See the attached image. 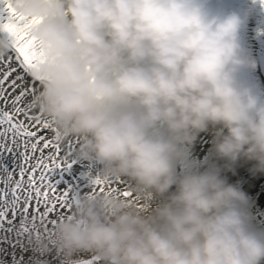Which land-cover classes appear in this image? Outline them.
Masks as SVG:
<instances>
[{"label": "clouds", "instance_id": "1", "mask_svg": "<svg viewBox=\"0 0 264 264\" xmlns=\"http://www.w3.org/2000/svg\"><path fill=\"white\" fill-rule=\"evenodd\" d=\"M7 3L39 54L34 109L73 143L89 189L30 246L62 264H262L264 228L225 173L264 174V85L251 79L264 58L247 43L253 20L264 42V0ZM12 49L0 31V57ZM202 133L207 162L193 155ZM121 181L130 196L111 190Z\"/></svg>", "mask_w": 264, "mask_h": 264}, {"label": "snow or ice", "instance_id": "2", "mask_svg": "<svg viewBox=\"0 0 264 264\" xmlns=\"http://www.w3.org/2000/svg\"><path fill=\"white\" fill-rule=\"evenodd\" d=\"M0 5V31L13 38L11 55L0 57V250L3 245L26 249L33 238H51L81 188L66 179L77 164L70 158L73 143L62 144L34 109L40 87L33 74L39 55L34 41L7 0ZM111 190L131 195L123 181ZM16 264L27 262L20 257ZM76 264H94V258Z\"/></svg>", "mask_w": 264, "mask_h": 264}, {"label": "bare ground", "instance_id": "3", "mask_svg": "<svg viewBox=\"0 0 264 264\" xmlns=\"http://www.w3.org/2000/svg\"><path fill=\"white\" fill-rule=\"evenodd\" d=\"M249 39L247 40L248 46H252L251 49L254 54L261 58H264V42L257 41L255 38L256 21L253 20L250 25ZM11 55V53L9 54ZM255 74H264V65L257 69V71L251 75V79L254 78ZM36 111V110H35ZM37 112V111H36ZM38 113V112H37ZM211 133H202L193 147V155L202 162H207L211 153ZM67 144V143H62ZM11 164V159H9ZM223 163V162H221ZM250 164H241L237 167L236 173L226 172L230 183H239L244 191L251 198V211L255 216V223L264 228V174L253 175L249 172ZM83 170H86V165L76 164L70 174L66 176V179L73 184H79L82 191H89L86 187L85 182L82 178H78V174ZM51 227V226H50ZM3 250H0V264H16V261L23 257V260L27 264H34V261L39 257L42 260H47L48 264H62L59 257L55 254L43 256L37 253L30 245L26 249L13 248L9 245H3ZM264 264V262H262Z\"/></svg>", "mask_w": 264, "mask_h": 264}, {"label": "water", "instance_id": "4", "mask_svg": "<svg viewBox=\"0 0 264 264\" xmlns=\"http://www.w3.org/2000/svg\"><path fill=\"white\" fill-rule=\"evenodd\" d=\"M88 258H91V257H84V258H82V259H88Z\"/></svg>", "mask_w": 264, "mask_h": 264}, {"label": "rangeland", "instance_id": "5", "mask_svg": "<svg viewBox=\"0 0 264 264\" xmlns=\"http://www.w3.org/2000/svg\"><path fill=\"white\" fill-rule=\"evenodd\" d=\"M8 162H9V160H8Z\"/></svg>", "mask_w": 264, "mask_h": 264}]
</instances>
